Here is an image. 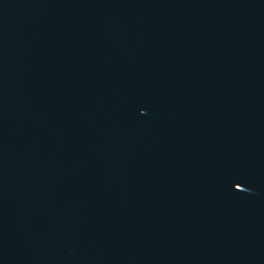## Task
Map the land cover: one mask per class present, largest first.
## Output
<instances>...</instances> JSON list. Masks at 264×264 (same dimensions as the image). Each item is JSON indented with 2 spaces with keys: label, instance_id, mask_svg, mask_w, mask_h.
<instances>
[{
  "label": "water",
  "instance_id": "obj_1",
  "mask_svg": "<svg viewBox=\"0 0 264 264\" xmlns=\"http://www.w3.org/2000/svg\"><path fill=\"white\" fill-rule=\"evenodd\" d=\"M0 264H264V0H0Z\"/></svg>",
  "mask_w": 264,
  "mask_h": 264
}]
</instances>
